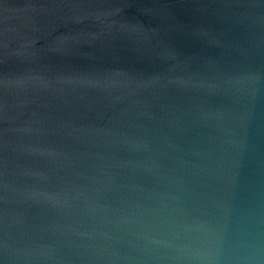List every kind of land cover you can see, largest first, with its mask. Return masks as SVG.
Listing matches in <instances>:
<instances>
[{
	"label": "water",
	"instance_id": "water-1",
	"mask_svg": "<svg viewBox=\"0 0 264 264\" xmlns=\"http://www.w3.org/2000/svg\"><path fill=\"white\" fill-rule=\"evenodd\" d=\"M0 264H264V0H0Z\"/></svg>",
	"mask_w": 264,
	"mask_h": 264
}]
</instances>
